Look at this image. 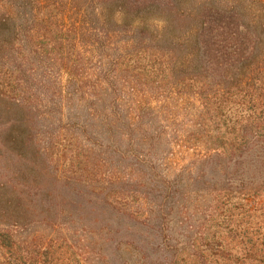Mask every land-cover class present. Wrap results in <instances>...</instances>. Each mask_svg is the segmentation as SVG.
<instances>
[{"label": "rangeland", "instance_id": "374dc122", "mask_svg": "<svg viewBox=\"0 0 264 264\" xmlns=\"http://www.w3.org/2000/svg\"><path fill=\"white\" fill-rule=\"evenodd\" d=\"M84 1L71 11L0 0L11 17L0 23V230L36 254L18 264H264V194L251 178L239 192L234 168L254 155L214 145L250 137L241 122L264 124V79L234 95L225 83L212 120L187 85L199 57L192 18ZM182 1L186 12L209 2ZM222 1L256 29L264 55V0ZM24 112L30 124L41 116L39 153L20 151L25 136L7 124ZM53 179L63 195L45 187L35 198L34 185ZM82 182L121 193L86 211L68 193Z\"/></svg>", "mask_w": 264, "mask_h": 264}, {"label": "trees", "instance_id": "16d2710c", "mask_svg": "<svg viewBox=\"0 0 264 264\" xmlns=\"http://www.w3.org/2000/svg\"><path fill=\"white\" fill-rule=\"evenodd\" d=\"M54 1L37 0L36 3L40 8L54 5L57 8L71 11L74 9L79 10L86 5L84 0L81 2L76 0ZM208 1L201 3L199 6L198 4H193L198 6L197 9L188 10L187 12L182 8L185 5L182 0H99L98 4L100 9L104 10L112 6L111 4L116 3L115 6L120 8L122 14H124V10L128 13H139L143 10L154 8L163 13L177 15L174 20L179 22L189 18L194 20V23L190 26V33L199 57L198 66L196 70H193L187 85L192 95L199 102H203L202 105L206 108L208 117L213 120L218 117L221 109L222 86L225 83L228 85L225 91L230 95H234V92H236L234 89L238 90L241 86L246 89L245 93H247L252 81L261 83V79H264V55L260 57L258 55L261 44L258 32L255 28L245 24L241 13L235 5L228 3V1ZM10 18L5 14V11L0 10V23L3 24L5 19ZM254 57H256L255 66L243 74H237L236 71L246 67L247 63ZM40 119L41 116L38 115L30 124L27 121V113L24 112L19 120H8L7 124L10 129L13 130L14 128L18 132L16 136H25V139L21 137L22 140L18 141L20 151L39 153V147L36 146L38 142H35L33 137L35 136L36 125L40 123ZM250 124L253 127V134L250 137H244L242 133L239 135V132L228 139L224 138V136H216L218 143L216 142L214 145H216V149L222 148V150L225 148L226 141L230 143L232 148L235 146L242 148L243 145H246L252 151L251 154L254 155L253 163L248 166H245L244 163L234 166L235 171H241L240 175L236 177L238 191H245L249 186L247 179L251 178L252 183L256 186L253 188L256 191L255 195L257 193L264 194V124L241 122L238 127L242 132V130H247ZM44 125L46 126V122ZM51 183L44 187L40 184H35L34 197L41 195L43 198V191L40 190L46 189L45 187L50 188L49 196L56 194L62 196L64 192L62 188L66 184L56 187L54 179ZM74 190L79 192H74ZM120 190L121 187L117 188L114 183L101 186L99 189L88 188L86 183L82 182L78 186L71 187L68 193L69 195L73 194L74 200L79 199L80 204L83 203L85 205L86 211L89 209L88 204L91 210L105 212L106 210L101 202L106 201L112 204L119 197ZM56 217L55 215L54 218ZM24 246L28 245L20 243L9 233V230H0V264H18L19 262H25L30 257L34 258L36 254L31 251L29 246L26 248ZM44 253L45 255L48 254L46 248ZM254 255L258 257L261 254L255 251Z\"/></svg>", "mask_w": 264, "mask_h": 264}]
</instances>
